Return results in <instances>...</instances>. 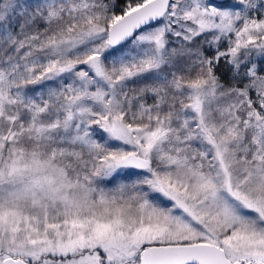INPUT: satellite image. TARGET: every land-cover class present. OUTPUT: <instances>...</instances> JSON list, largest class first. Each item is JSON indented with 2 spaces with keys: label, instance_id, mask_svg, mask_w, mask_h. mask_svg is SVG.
I'll return each mask as SVG.
<instances>
[{
  "label": "snow or ice",
  "instance_id": "obj_1",
  "mask_svg": "<svg viewBox=\"0 0 264 264\" xmlns=\"http://www.w3.org/2000/svg\"><path fill=\"white\" fill-rule=\"evenodd\" d=\"M0 264H264V0H0Z\"/></svg>",
  "mask_w": 264,
  "mask_h": 264
}]
</instances>
